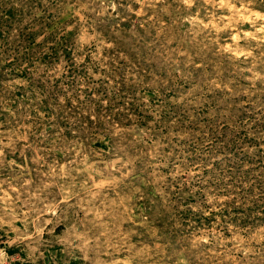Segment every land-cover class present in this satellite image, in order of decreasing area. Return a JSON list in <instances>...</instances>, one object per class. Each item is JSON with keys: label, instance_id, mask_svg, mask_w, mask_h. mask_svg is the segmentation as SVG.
I'll use <instances>...</instances> for the list:
<instances>
[{"label": "rangeland", "instance_id": "rangeland-1", "mask_svg": "<svg viewBox=\"0 0 264 264\" xmlns=\"http://www.w3.org/2000/svg\"><path fill=\"white\" fill-rule=\"evenodd\" d=\"M0 264H264V0H0Z\"/></svg>", "mask_w": 264, "mask_h": 264}]
</instances>
